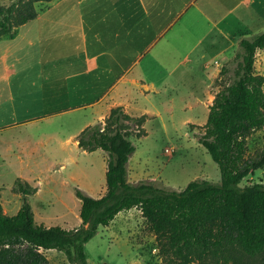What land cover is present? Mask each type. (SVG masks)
Listing matches in <instances>:
<instances>
[{"label":"rangeland","instance_id":"obj_1","mask_svg":"<svg viewBox=\"0 0 264 264\" xmlns=\"http://www.w3.org/2000/svg\"><path fill=\"white\" fill-rule=\"evenodd\" d=\"M22 1L0 0V7ZM250 26L230 19L228 26H220L216 44L208 39L194 49L181 46V53H192V63L184 62L171 76L166 74L157 81L156 92L134 90L133 109L126 112L135 118L150 115L144 126L147 135L130 138L136 148L128 167L131 183L153 182L182 191L195 180L221 182L218 165L198 138L215 97L235 78V64L223 77H219L221 68L236 59L241 37L264 32V22ZM229 40L236 44L227 49ZM255 68L264 76V50L257 52ZM36 70L28 60L14 62L10 58L0 72V206L5 215L14 216L27 197L37 224L73 230L82 225L77 189L93 198L102 197L107 190L108 154L101 149L84 152L77 137L88 126H104L110 114L104 113V108L101 112L83 109L18 124L52 112L31 103ZM263 147L264 129L249 138L248 154L256 157ZM18 179L35 192L28 196L21 193ZM253 183H264V168L254 171L240 186ZM85 252L88 264H162L163 260L157 238L139 208L121 212L109 226L100 228L85 245ZM44 254L51 264H70L62 252L48 250Z\"/></svg>","mask_w":264,"mask_h":264},{"label":"trees","instance_id":"obj_2","mask_svg":"<svg viewBox=\"0 0 264 264\" xmlns=\"http://www.w3.org/2000/svg\"><path fill=\"white\" fill-rule=\"evenodd\" d=\"M51 1L0 7V40L14 38L19 27L35 20L37 3ZM261 50L264 32L241 39L236 59L219 75H229L235 64V78L215 97L198 138L220 169L219 184L195 180L179 191L131 183L128 167L136 148L130 138L147 135V115L135 118L114 108L104 126H89L77 137L84 152L108 154L106 193L93 198L77 189L82 225L73 230L37 224L27 197L14 216L0 206V264H51L48 250L62 252L70 264H88L85 245L118 214L134 208L156 236L162 264H264V183L240 186L264 168V147L256 157L248 154L249 138L264 129V76L255 68ZM16 185L25 196L35 192L20 179Z\"/></svg>","mask_w":264,"mask_h":264},{"label":"crops","instance_id":"obj_3","mask_svg":"<svg viewBox=\"0 0 264 264\" xmlns=\"http://www.w3.org/2000/svg\"><path fill=\"white\" fill-rule=\"evenodd\" d=\"M37 10L14 38L0 40V72L10 58L28 60L38 68L31 103L52 111L18 124L74 110H132L135 89L156 92L157 81L192 63L181 46L216 44L230 19L264 22V0H53Z\"/></svg>","mask_w":264,"mask_h":264}]
</instances>
